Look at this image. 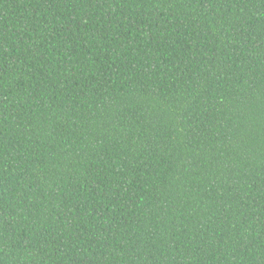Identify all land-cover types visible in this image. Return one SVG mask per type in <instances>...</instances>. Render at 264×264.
Here are the masks:
<instances>
[{
  "label": "trees",
  "instance_id": "obj_1",
  "mask_svg": "<svg viewBox=\"0 0 264 264\" xmlns=\"http://www.w3.org/2000/svg\"><path fill=\"white\" fill-rule=\"evenodd\" d=\"M0 264H264V0H0Z\"/></svg>",
  "mask_w": 264,
  "mask_h": 264
}]
</instances>
